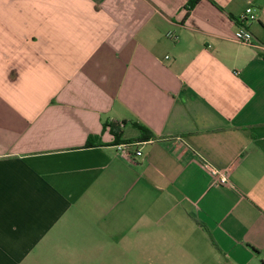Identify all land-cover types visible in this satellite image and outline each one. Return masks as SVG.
Instances as JSON below:
<instances>
[{
  "label": "crops",
  "instance_id": "crops-1",
  "mask_svg": "<svg viewBox=\"0 0 264 264\" xmlns=\"http://www.w3.org/2000/svg\"><path fill=\"white\" fill-rule=\"evenodd\" d=\"M188 1L0 0V264H264V0Z\"/></svg>",
  "mask_w": 264,
  "mask_h": 264
},
{
  "label": "built area",
  "instance_id": "built-area-1",
  "mask_svg": "<svg viewBox=\"0 0 264 264\" xmlns=\"http://www.w3.org/2000/svg\"><path fill=\"white\" fill-rule=\"evenodd\" d=\"M255 20L256 16L254 15L253 9L251 7L246 8L240 17V22ZM167 37L173 41L176 40V37L172 33H168ZM234 40L245 45H255L252 34L243 28L237 29V31L234 33ZM133 146V143H119L115 145V149L116 152L124 159L132 160L131 149ZM135 154L137 156L142 155L140 151H136ZM205 169L212 174H218L217 171L209 164H205ZM226 182L227 180L225 177L220 178V183L225 184Z\"/></svg>",
  "mask_w": 264,
  "mask_h": 264
},
{
  "label": "trees",
  "instance_id": "trees-1",
  "mask_svg": "<svg viewBox=\"0 0 264 264\" xmlns=\"http://www.w3.org/2000/svg\"><path fill=\"white\" fill-rule=\"evenodd\" d=\"M201 0H189L186 4V18L189 16L190 12L196 7V5L200 2ZM215 4V3H214ZM216 5V4H215ZM264 57V55H263ZM109 127V132L114 136L115 138V145L122 143L121 141H119V138L122 136V131L119 130V127L117 125H108ZM136 127L142 132V134L146 135V137H144L146 140H148L149 138L153 137V135H151V133H149L147 130H145V128L141 127V126H137ZM143 138V137H141ZM90 141V139H89ZM88 141V142H89ZM133 142V141H132ZM88 146H90V144L88 143Z\"/></svg>",
  "mask_w": 264,
  "mask_h": 264
}]
</instances>
